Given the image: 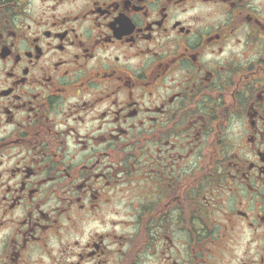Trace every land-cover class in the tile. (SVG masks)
Wrapping results in <instances>:
<instances>
[{
	"label": "flooded vegetation",
	"instance_id": "flooded-vegetation-1",
	"mask_svg": "<svg viewBox=\"0 0 264 264\" xmlns=\"http://www.w3.org/2000/svg\"><path fill=\"white\" fill-rule=\"evenodd\" d=\"M0 264H264V0H0Z\"/></svg>",
	"mask_w": 264,
	"mask_h": 264
}]
</instances>
